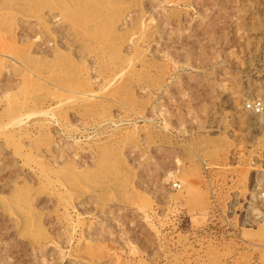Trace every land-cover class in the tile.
Masks as SVG:
<instances>
[{"label":"rangeland","instance_id":"rangeland-1","mask_svg":"<svg viewBox=\"0 0 264 264\" xmlns=\"http://www.w3.org/2000/svg\"><path fill=\"white\" fill-rule=\"evenodd\" d=\"M258 101L264 0H0V264H264Z\"/></svg>","mask_w":264,"mask_h":264},{"label":"built area","instance_id":"built-area-1","mask_svg":"<svg viewBox=\"0 0 264 264\" xmlns=\"http://www.w3.org/2000/svg\"><path fill=\"white\" fill-rule=\"evenodd\" d=\"M250 107H251V110L256 111L257 113H262L264 109L263 103L261 101L253 103L252 105H250Z\"/></svg>","mask_w":264,"mask_h":264},{"label":"bare ground","instance_id":"bare-ground-1","mask_svg":"<svg viewBox=\"0 0 264 264\" xmlns=\"http://www.w3.org/2000/svg\"><path fill=\"white\" fill-rule=\"evenodd\" d=\"M264 113V112H263ZM264 115V114H263ZM250 117H252V118H250L249 120V122H250V124H255V122L256 123H258V121H257V118H255L256 116H250ZM254 117V118H253ZM254 119V120H253ZM256 120V121H255Z\"/></svg>","mask_w":264,"mask_h":264}]
</instances>
